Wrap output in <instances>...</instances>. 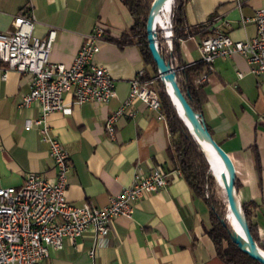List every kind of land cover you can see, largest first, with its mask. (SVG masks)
<instances>
[{"label":"crops","instance_id":"0c3cea01","mask_svg":"<svg viewBox=\"0 0 264 264\" xmlns=\"http://www.w3.org/2000/svg\"><path fill=\"white\" fill-rule=\"evenodd\" d=\"M261 8L264 0H187L186 30L197 31L178 40L182 62L201 63L198 44L217 32L233 41L253 39L252 19ZM29 13L35 18V37L44 38L51 27L57 29L49 61L66 68L95 26L104 27L109 39L120 40L133 25L119 0H0V32L14 31L15 17ZM94 63L109 72L116 97L104 105L86 103L72 107L69 115L52 113L46 119L50 135L62 143L70 159L67 200L75 206L105 207L131 184L135 173L146 176L154 167L169 172L170 180L159 193L137 201L130 218L113 222L106 237L88 231L65 239L62 249L51 251L42 264H224L206 234L209 208L170 162L165 119L137 102L117 120L113 139L105 131L107 117L127 99L130 81L141 70L149 73L139 47L102 43ZM6 68L0 62V185L19 188L28 173L53 178L54 163L38 130H25L27 122L41 116L40 107L18 108L30 92V78L8 71L3 80ZM204 70L202 119L233 162L238 202L255 205L253 223L264 244V81L249 74L246 60L238 54L217 59ZM71 99L64 95L65 102Z\"/></svg>","mask_w":264,"mask_h":264},{"label":"built area","instance_id":"2783aa9c","mask_svg":"<svg viewBox=\"0 0 264 264\" xmlns=\"http://www.w3.org/2000/svg\"><path fill=\"white\" fill-rule=\"evenodd\" d=\"M256 36L245 41H233L217 32L199 44L202 63L211 69L217 59L241 55L249 66V74L264 81V9H258L252 19ZM35 18L32 13L17 15L12 32H0V62L6 65L2 72L16 71L30 78V92L18 108L37 104L39 119L29 121L25 130H38L42 141L48 144L53 160L54 177L42 173H28L19 188L0 185V264H42L51 251L62 249L65 239L74 240L92 231L97 237H106L110 225L119 218H130L137 201L147 195L159 193L169 183L170 173L154 167L146 176L137 172L129 186L109 199L105 207L88 203L75 206L69 203L68 173L70 159L62 143L50 135L46 119L52 113L69 115L72 107L86 103L107 104L116 97L115 84L106 68L94 63L100 45L108 42L106 29L100 25L84 37L70 67L54 64L49 55L56 40L57 29L50 28L44 38L33 35ZM168 43V42H167ZM171 48V44L168 43ZM239 78L243 75L239 74ZM160 78L148 79L144 70L130 81L127 99L121 107L110 113L105 131L113 139L117 120L126 108L137 102L160 114V102L154 85ZM205 75L195 80L202 85ZM71 96L65 102L64 95ZM130 117L133 114H129ZM160 117L162 118L161 114ZM176 175H181L178 170Z\"/></svg>","mask_w":264,"mask_h":264},{"label":"trees","instance_id":"16d2710c","mask_svg":"<svg viewBox=\"0 0 264 264\" xmlns=\"http://www.w3.org/2000/svg\"><path fill=\"white\" fill-rule=\"evenodd\" d=\"M128 10L133 25L122 36L120 40L109 39L110 42L120 47L125 45H137L140 49L142 59L149 73L148 79L159 77L157 67L149 52L146 39V21L154 0H119ZM187 0H172L169 23L172 31L171 48L165 40V35L156 27V39L158 50L166 63H169L175 71L177 86L192 111L202 117V109L205 102L204 85H195V80L204 73L206 66L201 62L187 66L182 62L178 40L194 35L197 31H187L185 17V3ZM160 102V114L165 119L171 137L170 162L174 170H178L181 177L188 185L191 192L202 199L210 212V229L206 231L212 241L216 256L224 264H260L244 254L231 240V226L226 219V198L220 197L218 191L221 189L212 175L210 166L202 152L195 137L189 131L185 122L179 117L172 104L163 83L157 79L154 85ZM206 126V125H205ZM207 132L212 137L210 129ZM255 160L260 173L259 155L254 149ZM235 180V189L237 191ZM245 221L249 232L264 252V244L261 243L256 225L253 223L254 204H241Z\"/></svg>","mask_w":264,"mask_h":264},{"label":"water","instance_id":"95a60500","mask_svg":"<svg viewBox=\"0 0 264 264\" xmlns=\"http://www.w3.org/2000/svg\"><path fill=\"white\" fill-rule=\"evenodd\" d=\"M171 4L172 0L153 1L145 26L149 52L157 67L160 81L163 83L167 95L178 112L179 117L185 122L189 128V131L195 137L196 141L201 147L202 152L210 166L212 175L215 177L217 184L224 192L227 203L226 219L228 220L232 229L230 233L232 242L251 259L259 262L260 264H264V252L261 251V249L253 240L249 232L248 225L245 221L241 204L237 199V192L235 189L236 173L233 162L228 154L209 135L202 117L192 111L177 86L175 71L171 68L169 63L165 62L158 50L156 39V18L159 17L162 11L167 10L168 7H171ZM158 26L160 31L165 35V40L171 44L173 38L170 26L166 28H163L160 25ZM200 136L208 140L222 163L224 170L218 175L213 173V169L206 156L205 147L202 145ZM222 184H225V186Z\"/></svg>","mask_w":264,"mask_h":264},{"label":"bare ground","instance_id":"6f19581e","mask_svg":"<svg viewBox=\"0 0 264 264\" xmlns=\"http://www.w3.org/2000/svg\"><path fill=\"white\" fill-rule=\"evenodd\" d=\"M170 10H171V7H168L167 10H164L162 11V13H160L159 17L156 18V24H157L156 27H159L158 25L162 26L163 28L170 26V23H169ZM200 139H201L202 145L205 147V153L211 164L213 172L218 175L224 170L222 167V163L219 157L217 156V154L214 152L208 140L206 138H203L202 136H200ZM222 185L225 186V184H222Z\"/></svg>","mask_w":264,"mask_h":264},{"label":"rangeland","instance_id":"374dc122","mask_svg":"<svg viewBox=\"0 0 264 264\" xmlns=\"http://www.w3.org/2000/svg\"><path fill=\"white\" fill-rule=\"evenodd\" d=\"M213 173H214V172H213ZM218 195H219L220 197L224 198V192H223L222 189H220V190L218 191Z\"/></svg>","mask_w":264,"mask_h":264}]
</instances>
